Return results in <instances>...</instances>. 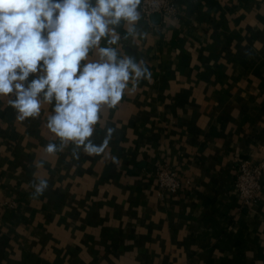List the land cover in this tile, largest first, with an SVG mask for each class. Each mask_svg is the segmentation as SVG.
Here are the masks:
<instances>
[{
  "label": "crops",
  "instance_id": "1",
  "mask_svg": "<svg viewBox=\"0 0 264 264\" xmlns=\"http://www.w3.org/2000/svg\"><path fill=\"white\" fill-rule=\"evenodd\" d=\"M176 3L167 21L139 6L134 26H109L116 44L101 38L151 72L102 106L90 139L113 129L103 152L55 137L43 93L24 121L15 94L0 96V264H264V175L252 207L235 190L239 163L264 160V0ZM161 164L183 183L164 198ZM40 179L49 187L34 197Z\"/></svg>",
  "mask_w": 264,
  "mask_h": 264
},
{
  "label": "clouds",
  "instance_id": "2",
  "mask_svg": "<svg viewBox=\"0 0 264 264\" xmlns=\"http://www.w3.org/2000/svg\"><path fill=\"white\" fill-rule=\"evenodd\" d=\"M140 0H0V96L10 100L17 119L37 117L43 101L53 104L47 128L62 143L73 142L88 155L104 151L90 139L100 121L102 106L116 107L129 82L150 79L151 72L133 58H117L112 48H99L102 37L110 44L119 37L110 25H135ZM134 27L128 31L134 32ZM99 48L100 61L89 62L90 49ZM106 58V59H105ZM83 62V63H82ZM31 77V79H30ZM47 154L57 146L49 143ZM75 158L79 159L76 154ZM43 168V161H34ZM47 179L34 182V197L48 189Z\"/></svg>",
  "mask_w": 264,
  "mask_h": 264
},
{
  "label": "built area",
  "instance_id": "3",
  "mask_svg": "<svg viewBox=\"0 0 264 264\" xmlns=\"http://www.w3.org/2000/svg\"><path fill=\"white\" fill-rule=\"evenodd\" d=\"M139 6L143 19L148 22H151L155 15H159L163 21L178 15L176 0H140ZM152 172L157 180L158 195L160 197L164 198L168 193L175 194L182 187L181 179L168 165H158ZM263 175L264 160L258 163L247 161L239 163L235 179V190L244 207L250 208L260 199V193L263 189Z\"/></svg>",
  "mask_w": 264,
  "mask_h": 264
}]
</instances>
